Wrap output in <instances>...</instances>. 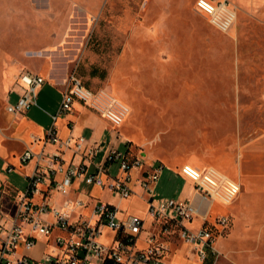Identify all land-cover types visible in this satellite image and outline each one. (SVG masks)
I'll list each match as a JSON object with an SVG mask.
<instances>
[{
    "label": "rangeland",
    "instance_id": "rangeland-1",
    "mask_svg": "<svg viewBox=\"0 0 264 264\" xmlns=\"http://www.w3.org/2000/svg\"><path fill=\"white\" fill-rule=\"evenodd\" d=\"M195 1L17 0L19 26L28 23L37 38L31 40L20 29L13 37L16 26L4 23L9 19L4 12L14 2L0 0V19L7 25H0V32L6 40L13 37L4 51L19 68L52 80L75 77L94 91L110 92L129 108L130 115L117 128L78 101V107L60 117L76 122L91 140L105 136L121 151L130 148L148 161L161 162L154 191L158 199L180 194L177 172L187 163L197 169L213 167L235 182L240 175L242 198L234 202L239 194L230 205L214 201L208 224L215 238L239 227L257 232L264 230V0H228L236 19L227 32L198 13ZM10 98L7 103L15 104L16 97ZM61 99L57 95L58 102L52 99L55 103L49 105L38 101L51 123ZM117 169L112 165V175ZM4 173L24 190L21 177ZM92 191L102 202L115 200L100 188ZM123 207L139 214L143 203L133 199ZM219 216L227 219L223 233ZM237 242L247 248L258 245L255 234ZM222 243L219 238L215 244L219 252Z\"/></svg>",
    "mask_w": 264,
    "mask_h": 264
},
{
    "label": "built area",
    "instance_id": "built-area-1",
    "mask_svg": "<svg viewBox=\"0 0 264 264\" xmlns=\"http://www.w3.org/2000/svg\"><path fill=\"white\" fill-rule=\"evenodd\" d=\"M194 8L221 32L229 31L236 19V10L228 0H196ZM18 81L21 85L19 98L15 104L6 107L7 113L12 115H21L36 106L38 90L45 83L44 77L28 70L19 74ZM74 101L100 114L114 128L122 125L128 113L126 105L110 92L90 90L79 79L71 77L62 92L59 112L70 111ZM56 117L53 115L52 119ZM37 139L43 144H55L57 149L51 153L43 150L35 153L27 147L19 156L20 162L25 164L34 159L35 165L26 178L24 190L13 200L0 190V264H167L163 260L167 248L163 243H157L154 236L146 250L135 253L129 248L128 245L133 244L141 233L144 222L141 217L129 215L119 221L114 206L98 201L92 207L95 223L81 219L79 209L86 206V201L82 197L66 198L76 180L121 199L130 197L135 193L134 188L140 187L151 196L148 215L154 221L162 222L164 233H177L202 262L208 257L214 262L219 258L212 229L203 225L191 230L184 223L196 217L206 223L214 201L227 205L237 198L241 192L238 182L226 178L213 167L197 169L184 165L180 173L193 183L191 197L154 203L152 193L161 175L162 163L149 165L143 153L135 154L130 148L121 151L108 147L105 141L92 144L83 136L60 139L53 128L43 138L34 137V141ZM69 149L73 151V158L67 162L63 154ZM114 164L118 169L112 175ZM135 172L137 174L133 176ZM55 193L66 198L64 209L56 206ZM35 197H39V201H35ZM216 222L221 229L227 226L225 217L217 218ZM102 226L115 231L113 243L104 244L96 239ZM54 231L58 233L50 243ZM35 234L47 237V245L52 247L50 253H43L39 259L29 255L37 243Z\"/></svg>",
    "mask_w": 264,
    "mask_h": 264
},
{
    "label": "crops",
    "instance_id": "crops-1",
    "mask_svg": "<svg viewBox=\"0 0 264 264\" xmlns=\"http://www.w3.org/2000/svg\"><path fill=\"white\" fill-rule=\"evenodd\" d=\"M13 2H14L13 7H11L8 11L4 12L6 14L7 13L9 14V19H7V21H4V23L6 24L9 23V25L12 24V26L14 25L16 26V29H14L12 32L13 37L16 36L14 32L17 31V29H20L22 32L24 30V34L26 35V37L28 36L29 38H31V40L32 38L37 39L33 37L34 36L33 29H31V27L28 26V23L21 24V26H19L17 15L19 12H21L20 11L21 8L17 9V7L15 6L17 0H13ZM27 13L28 11L26 10V14ZM4 23H3V19H0V25L2 27L1 29L3 28L7 29V25H4ZM6 36H7L6 33L0 32V190L1 191L3 190L5 192L6 197L13 200L15 195L21 190L17 189V187L14 186L9 176L6 175L4 172L10 173V175H12L13 177L15 176L21 177L26 186V178L28 175L32 173V170L35 165V160L32 159L28 163L22 164L20 162L19 156L24 152V150L27 147H31L35 153L41 150H43L45 153L54 152L57 149V145L52 143L43 144V141L41 139L40 140L37 139V141H34V137L43 138L50 128L54 129L57 137H59L60 139H66L70 136H72L73 138H76L78 136H83L86 138L88 143L93 144V143H101L105 141L108 143V147H114V146H111V144H109V141H107L105 136L99 137L98 140L89 139L84 134V129H79L76 122L75 123L70 122L66 120V117H60V114L64 112H58L57 114H52L51 117L53 115H56L57 117L55 120L52 119V123H51L49 117L50 115L39 107L38 101L40 99L44 104H48V105L49 103L51 104V102L52 103L58 102L57 95L62 96V92L66 88V84L68 81V79L65 80L63 76L57 77L56 80H52L49 77L47 78L44 77L45 83L38 90L36 106H32L30 109H28L25 113L21 115H12L10 113H7L6 107L12 104L10 102L7 103V101L11 99L10 95H14L16 97L15 100L17 101L21 92V85L18 81L19 74L27 70L37 74L39 73L38 71H34L32 69H25V68L21 69L16 64L12 63L13 60L12 59L10 60L11 55L7 54L4 51V49L7 46H11L14 41H13V37L6 40L7 38ZM101 74L103 75L104 73L102 72ZM86 87L89 88L88 86ZM52 99L55 102H53ZM73 105L78 107V102L76 103L74 101ZM129 115L130 114H128V116ZM60 124H61V129L58 130L57 126ZM72 153L73 151L69 149L66 150L65 153L63 154V157L67 162H70L72 160L73 158ZM102 160H104V156L102 157ZM146 163L149 165H153L155 163H161V162L152 161V160L148 161L146 159ZM238 166H240L239 167L240 171H242V165L238 164ZM177 173L178 176L180 177L179 182L181 187L180 194L177 197L178 198L191 197L194 189L193 183L187 177L183 176L180 173V171H178ZM136 174L137 173L135 172L133 176H136ZM237 182L241 185V187H243L242 178L240 177V175H239V180H237ZM156 185L157 183L154 185V191L156 189ZM84 186L87 185L82 183L80 180H76L72 185L70 194L66 198L70 200H74L76 199V197H82L86 201V206L79 209V214L81 215V219H85L89 221L91 224H94L95 220L92 213V207L95 202L101 200L98 199V195L94 194L92 190L95 188L98 189V187L90 186L89 191L86 192L85 190H83ZM41 187H44V185H42ZM100 190L103 193L104 192L109 193L103 189ZM134 190L135 193L126 199H121L117 195L109 193L115 196L114 198L115 200L113 201L108 200L106 202L116 208V217L119 221H124L129 215H136L144 220L141 233L135 239L133 244L128 245L129 248L133 250V252L136 253L138 251L146 250L150 246L151 237L154 236V239L157 243H163L167 248V251L163 255V260L167 264H264V230H260L257 232H250L247 230H241L239 227V229L235 231H233L232 229V232L230 233V235L227 234L228 235L227 237L220 234L216 238V243H215L217 244L219 238L223 239V243L221 247L222 250L221 252H219L220 253L219 258L214 262L212 257H208L204 262H202L200 259H198L197 255L192 250V248L178 237L177 233L174 232L164 233L162 230V222L154 221L148 215L147 206H148V200L150 199L151 196L147 193H144L142 189H140V187L138 186H136ZM154 191L152 193V197L154 203H157L158 201H161V199H158L155 196ZM56 195L62 197L58 193L54 194L53 199L54 202L56 203V206L58 208L64 209L63 203L66 198L62 197V200L59 202L55 198ZM238 198H237L238 200L236 199L234 201L235 203L242 198V194ZM133 199H140L141 202L143 203V209H141V213L139 214L129 213L127 210H123L124 203L127 202L128 200H133ZM35 201H39V197H35ZM213 206L214 205H212L211 210L213 209ZM87 210L90 211V214L87 212ZM208 219L207 222L204 223L200 217H196L193 221L184 223V225L186 226V228H189L191 230H197L203 225H206L207 227L212 229V226H209L208 224L209 223ZM99 230H100V234L96 236V239L99 242L104 244H111L114 242L116 235L115 231L109 229L106 226L100 227ZM223 231L225 230L221 229V233H223ZM253 234H255L258 245L255 248L248 247L250 249L248 251L243 252L242 250H247L248 248L246 246L238 245L241 244L242 242L239 243L237 242V240L243 237H250ZM35 235L37 237V243L34 246V248L30 251V252L33 251L34 253L30 254L29 252V255L34 259H36V257L39 256L41 257L43 253H50L52 250V247L47 245V237L37 234ZM47 247H49L48 252L46 251Z\"/></svg>",
    "mask_w": 264,
    "mask_h": 264
},
{
    "label": "bare ground",
    "instance_id": "bare-ground-1",
    "mask_svg": "<svg viewBox=\"0 0 264 264\" xmlns=\"http://www.w3.org/2000/svg\"><path fill=\"white\" fill-rule=\"evenodd\" d=\"M188 89V88H187ZM125 105V104H124ZM127 107V106H126ZM127 109H128V113H127V115L129 114V108L127 107ZM127 117V116H126ZM186 165H188V164H186ZM190 166H192V165H190ZM219 171V170H218ZM220 172V171H219ZM222 173V172H221ZM223 174V173H222ZM224 175V174H223ZM226 178H228L226 175H224ZM228 179H230V178H228ZM227 205H230V204H227Z\"/></svg>",
    "mask_w": 264,
    "mask_h": 264
}]
</instances>
